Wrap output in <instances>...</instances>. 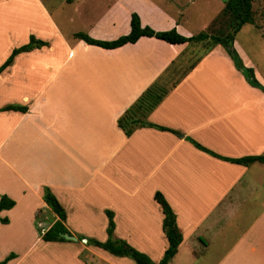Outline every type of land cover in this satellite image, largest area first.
I'll return each mask as SVG.
<instances>
[{
  "label": "crops",
  "instance_id": "1",
  "mask_svg": "<svg viewBox=\"0 0 264 264\" xmlns=\"http://www.w3.org/2000/svg\"><path fill=\"white\" fill-rule=\"evenodd\" d=\"M33 2L43 28L24 32L16 48L31 36L49 45L17 55L0 74V110L28 109L0 111V200L16 202L0 212L9 221H0V262L15 254L7 264H41L39 245L48 243L70 251L72 264H136L87 242L108 240L110 211L113 239L159 263L169 248L160 192L183 235L170 264H264V164L221 159L264 156V92L220 45L200 54L206 43L141 37L108 50L74 36L116 40L136 13L142 27L193 37L209 31L227 0H67L53 13ZM238 34L234 47L264 86ZM169 72L181 79L141 119L179 134L138 126L127 136L119 119ZM45 188L65 209L71 235L86 242L43 240L59 220Z\"/></svg>",
  "mask_w": 264,
  "mask_h": 264
},
{
  "label": "trees",
  "instance_id": "2",
  "mask_svg": "<svg viewBox=\"0 0 264 264\" xmlns=\"http://www.w3.org/2000/svg\"><path fill=\"white\" fill-rule=\"evenodd\" d=\"M254 0H227L225 8L222 12L223 16L229 18L228 23V31H218L211 32L214 26L217 25L220 16H218L212 26L210 27L208 32H202L197 36L193 37H185L178 33L176 28H173L168 31H155L150 27H142L141 20L138 14L133 13L131 18V31L129 34L119 37L116 40L105 41L95 39L85 33H77L75 34V38L83 40L89 45L98 46L104 49L112 50L123 47L127 44L136 43L141 37H154L159 40L165 41L170 44H185V43H206L207 51L210 50L213 46L220 45L222 46L229 57L232 59L236 69L243 74L246 81L254 88H258L264 92V86L257 80L255 76V72L252 68H248L244 65L242 58L234 47V41L236 35L239 31L247 24H253L254 22V10H253ZM49 43L39 40L34 36L30 37V41L28 44L15 48L9 58L4 62V64L0 67V74L7 69L15 57L24 52H30L34 49H40L48 46ZM158 83V82H157ZM156 83V84H157ZM156 84H154L151 88H149L140 98L139 100L126 111V113L119 119L118 125L124 130L127 136L132 135L134 130L138 126L143 127H151L161 131H169L175 134H179L178 132L171 130L169 128H164L161 126H157L148 122H145L139 118L134 117L131 119V123L134 127L128 128L127 125L123 123V120H128L129 115L133 114L135 111H143V116L146 117L148 113H151L158 104L162 101L164 94L166 93V89H164V93L162 89L157 88ZM138 109V110H136ZM0 111H18V112H27L28 109L26 107L20 106H8ZM188 141L193 143L195 147L198 149L207 152L208 154L218 157L216 154L210 152L206 148L202 147L200 144L195 142L194 140L187 138ZM221 158V157H218ZM225 161H229L235 164L240 165H250L254 162H259L264 164V156H251L245 157L241 159H226L221 158ZM44 200L45 202L53 209V211L58 215L59 220L53 224V226L43 235V240L45 242H67L63 238L64 234H70L69 230L65 226L66 222V211L56 198V196L52 193L49 188H45L44 190ZM155 200L161 205L163 209V213L165 215L163 222V231L168 239L169 248L166 250L163 259L159 263H155L148 255L136 250L134 247L129 245L126 241L123 240H114L113 233L115 230V221L114 214L110 211H107V216L109 218V226H108V240L106 242H100L95 239H88L87 242L89 245L101 248L110 254L118 257H128L132 259L136 264H170L171 260L175 257L178 252V248L183 241V235L180 232L177 221L176 214L172 210L169 203L164 198L163 194L157 192L155 195ZM16 205V202L9 198L8 196H2L0 200V212L4 210H11ZM0 221L4 224H7L8 219H1ZM80 241L85 240L84 237H79ZM16 257L15 254H11L7 258H5L0 264H7L10 260Z\"/></svg>",
  "mask_w": 264,
  "mask_h": 264
},
{
  "label": "rangeland",
  "instance_id": "3",
  "mask_svg": "<svg viewBox=\"0 0 264 264\" xmlns=\"http://www.w3.org/2000/svg\"><path fill=\"white\" fill-rule=\"evenodd\" d=\"M67 0H43L46 9L53 13L54 10L58 9L61 4ZM33 0H2L0 1V6L3 5L4 8L1 9L0 18L5 17L7 25H4V29L1 30L0 43L3 46L4 51L0 53V56L4 55V59L11 53L12 49L19 46L21 40L24 38V32L35 28H43L44 19L41 18V13L38 12L37 8L33 5ZM7 7V9H6ZM254 10V22L253 25L245 26L242 31L238 34V45L243 50L245 49L248 56L257 64L260 74L264 76V0H254L253 3ZM229 18L220 14V19L216 26L211 32L228 31ZM3 23L0 21V26ZM7 33V38H4V34ZM12 34H14L12 37ZM16 36V37H15ZM10 37H12L10 39ZM14 38V39H13ZM207 47L200 50V54L206 53ZM6 54V55H5ZM1 59V58H0ZM172 73L169 72L168 75L164 76L156 84L157 88L162 89L161 93H164V89H169L172 85H175L181 76L176 75L171 77ZM138 110V109H136ZM143 111H135L133 114L129 115L128 120H123V123L127 125L128 128L134 127L131 123V119L138 116L141 119L143 116ZM142 120V119H141ZM39 251L42 257L38 258L42 261L41 264H72L73 259L70 258V251L63 250L48 243L40 244ZM55 262V263H53Z\"/></svg>",
  "mask_w": 264,
  "mask_h": 264
},
{
  "label": "water",
  "instance_id": "4",
  "mask_svg": "<svg viewBox=\"0 0 264 264\" xmlns=\"http://www.w3.org/2000/svg\"><path fill=\"white\" fill-rule=\"evenodd\" d=\"M63 238L67 241H71V242H78L79 239L78 237L74 236V235H70V234H64Z\"/></svg>",
  "mask_w": 264,
  "mask_h": 264
},
{
  "label": "built area",
  "instance_id": "5",
  "mask_svg": "<svg viewBox=\"0 0 264 264\" xmlns=\"http://www.w3.org/2000/svg\"><path fill=\"white\" fill-rule=\"evenodd\" d=\"M84 242H86V240H84Z\"/></svg>",
  "mask_w": 264,
  "mask_h": 264
}]
</instances>
